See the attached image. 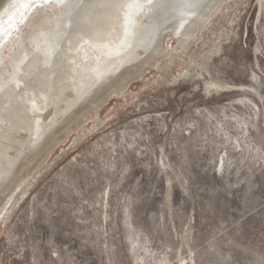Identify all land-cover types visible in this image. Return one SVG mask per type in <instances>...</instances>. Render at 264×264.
Wrapping results in <instances>:
<instances>
[{
	"label": "rangeland",
	"instance_id": "rangeland-1",
	"mask_svg": "<svg viewBox=\"0 0 264 264\" xmlns=\"http://www.w3.org/2000/svg\"><path fill=\"white\" fill-rule=\"evenodd\" d=\"M77 1L48 0L0 46V91L39 19L63 35ZM186 17L0 182V264H264V0Z\"/></svg>",
	"mask_w": 264,
	"mask_h": 264
},
{
	"label": "bare ground",
	"instance_id": "bare-ground-1",
	"mask_svg": "<svg viewBox=\"0 0 264 264\" xmlns=\"http://www.w3.org/2000/svg\"><path fill=\"white\" fill-rule=\"evenodd\" d=\"M202 2L78 0L63 35L46 36L40 27L45 17L40 18L34 29L44 37L24 47L21 55L28 57L17 79L6 80L0 91V182L17 163L28 164L35 143L102 80L141 56L163 23L189 17ZM48 37L59 40L49 57Z\"/></svg>",
	"mask_w": 264,
	"mask_h": 264
},
{
	"label": "water",
	"instance_id": "water-1",
	"mask_svg": "<svg viewBox=\"0 0 264 264\" xmlns=\"http://www.w3.org/2000/svg\"><path fill=\"white\" fill-rule=\"evenodd\" d=\"M48 0H0V46Z\"/></svg>",
	"mask_w": 264,
	"mask_h": 264
}]
</instances>
